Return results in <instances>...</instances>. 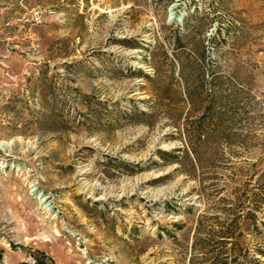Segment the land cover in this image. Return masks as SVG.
Returning a JSON list of instances; mask_svg holds the SVG:
<instances>
[{
    "label": "rangeland",
    "instance_id": "rangeland-1",
    "mask_svg": "<svg viewBox=\"0 0 264 264\" xmlns=\"http://www.w3.org/2000/svg\"><path fill=\"white\" fill-rule=\"evenodd\" d=\"M264 264V0H0V264Z\"/></svg>",
    "mask_w": 264,
    "mask_h": 264
},
{
    "label": "built area",
    "instance_id": "built-area-1",
    "mask_svg": "<svg viewBox=\"0 0 264 264\" xmlns=\"http://www.w3.org/2000/svg\"><path fill=\"white\" fill-rule=\"evenodd\" d=\"M23 264H40V262L35 252L27 251L23 257Z\"/></svg>",
    "mask_w": 264,
    "mask_h": 264
},
{
    "label": "trees",
    "instance_id": "trees-1",
    "mask_svg": "<svg viewBox=\"0 0 264 264\" xmlns=\"http://www.w3.org/2000/svg\"><path fill=\"white\" fill-rule=\"evenodd\" d=\"M40 262V261H39ZM40 264H42V263H40Z\"/></svg>",
    "mask_w": 264,
    "mask_h": 264
}]
</instances>
